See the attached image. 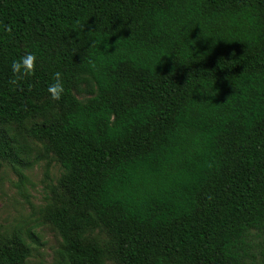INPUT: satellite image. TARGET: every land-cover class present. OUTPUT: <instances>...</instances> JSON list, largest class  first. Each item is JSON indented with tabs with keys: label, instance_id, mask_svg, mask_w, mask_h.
<instances>
[{
	"label": "trees",
	"instance_id": "trees-1",
	"mask_svg": "<svg viewBox=\"0 0 264 264\" xmlns=\"http://www.w3.org/2000/svg\"><path fill=\"white\" fill-rule=\"evenodd\" d=\"M27 51L35 70L12 84ZM53 110L31 132L70 189L48 217L65 264H247L264 229V0H0V124ZM99 227L113 248L83 243ZM29 254L20 235L0 244V264Z\"/></svg>",
	"mask_w": 264,
	"mask_h": 264
},
{
	"label": "rangeland",
	"instance_id": "rangeland-1",
	"mask_svg": "<svg viewBox=\"0 0 264 264\" xmlns=\"http://www.w3.org/2000/svg\"><path fill=\"white\" fill-rule=\"evenodd\" d=\"M82 101L98 93L95 81L81 79L74 89ZM41 103V101L39 102ZM56 111L38 114L24 123L0 124L9 141L12 158L0 156V244L9 245L20 235L30 249L23 264H65L66 247L49 215L69 206L70 189L62 182L64 169L46 139L31 132L35 125L54 121ZM98 242L108 249L115 240L105 229L87 230L83 243ZM247 264H260L264 257V229L253 230L242 251ZM108 264H115L111 258Z\"/></svg>",
	"mask_w": 264,
	"mask_h": 264
},
{
	"label": "clouds",
	"instance_id": "clouds-1",
	"mask_svg": "<svg viewBox=\"0 0 264 264\" xmlns=\"http://www.w3.org/2000/svg\"><path fill=\"white\" fill-rule=\"evenodd\" d=\"M37 63V56L31 51L25 52L11 62L12 79L10 83L16 84L24 77L31 75ZM65 92V85L60 72L53 73V80L47 86V93L51 100L59 101Z\"/></svg>",
	"mask_w": 264,
	"mask_h": 264
}]
</instances>
